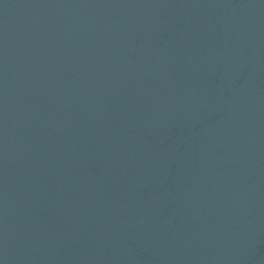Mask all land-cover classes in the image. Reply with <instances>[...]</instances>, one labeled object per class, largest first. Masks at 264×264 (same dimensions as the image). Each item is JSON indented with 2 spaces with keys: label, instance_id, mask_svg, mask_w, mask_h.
<instances>
[{
  "label": "water",
  "instance_id": "obj_1",
  "mask_svg": "<svg viewBox=\"0 0 264 264\" xmlns=\"http://www.w3.org/2000/svg\"><path fill=\"white\" fill-rule=\"evenodd\" d=\"M90 264H264V70Z\"/></svg>",
  "mask_w": 264,
  "mask_h": 264
}]
</instances>
